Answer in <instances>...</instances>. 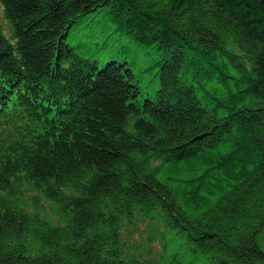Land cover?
Returning a JSON list of instances; mask_svg holds the SVG:
<instances>
[{
  "label": "trees",
  "instance_id": "trees-1",
  "mask_svg": "<svg viewBox=\"0 0 264 264\" xmlns=\"http://www.w3.org/2000/svg\"><path fill=\"white\" fill-rule=\"evenodd\" d=\"M0 7V264H264V0Z\"/></svg>",
  "mask_w": 264,
  "mask_h": 264
},
{
  "label": "rangeland",
  "instance_id": "rangeland-1",
  "mask_svg": "<svg viewBox=\"0 0 264 264\" xmlns=\"http://www.w3.org/2000/svg\"><path fill=\"white\" fill-rule=\"evenodd\" d=\"M2 9L0 7V13H1ZM4 22V21H3ZM4 26H5V32H7V28H6V24L3 23ZM95 27L94 25L90 28V26H87L83 29H80L79 31L76 30L74 31L72 34H71V37L69 38V43L71 45H74L75 46V49H76V52L78 54H80L81 56H88L90 57V51H92V45L90 46V48L88 47V43L86 41V39L84 38L86 31L89 29V32L91 30H93ZM96 29L93 30V32L95 31ZM84 34V35H83ZM83 35V36H82ZM92 48V49H91ZM132 48V47H130ZM91 49V50H90ZM80 50H88L87 52H83V53H80ZM137 52H134V51H131V54H132V57L134 59V61L138 64L139 67L143 66L146 62H147V65H150L152 62H153V59L155 58V54L152 53V54H145L143 53L142 51L140 50H136ZM92 53V52H91ZM130 54V55H131ZM141 81H140V86L142 87V90H147L148 89V84H147V78L145 76L141 77L140 78ZM147 84V85H146ZM143 97L140 98V101L142 100ZM176 189H178V191H180L181 193L186 191V187L184 186H176ZM31 209V208H30ZM44 211H45V216L49 219H52V220H57V216H56V213H55V207L52 205V204H46L45 205V208H44ZM136 226L138 227L137 229H132V227H128V234H123V238L124 240L125 239H129V233L131 232L132 233V240L133 241H136V242H141L143 240V236H144V233L147 231V223L146 222H143V221H139ZM132 229V230H131ZM156 252L158 251H161V247H160V243H156ZM155 248V247H153ZM153 259H156V258H153Z\"/></svg>",
  "mask_w": 264,
  "mask_h": 264
}]
</instances>
